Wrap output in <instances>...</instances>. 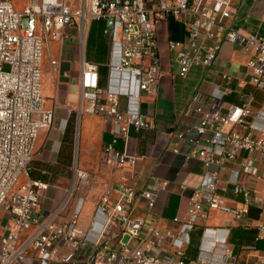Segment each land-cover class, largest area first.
<instances>
[{
  "label": "built area",
  "instance_id": "1",
  "mask_svg": "<svg viewBox=\"0 0 264 264\" xmlns=\"http://www.w3.org/2000/svg\"><path fill=\"white\" fill-rule=\"evenodd\" d=\"M77 4V9L72 10L68 0H28L18 9L13 0H0V211L5 215L0 226V264H53L65 245L71 248L72 255L71 259L62 258L73 261L91 242V233L95 237L92 245L98 247L115 225L123 227L129 243L117 248L104 245L107 264H186L190 232L207 211L231 214L237 222H243L251 206L263 202L250 187L238 183L237 172L236 180L229 183L234 185V195L243 200L240 206H233L227 195L228 185L221 184L220 171L211 170L224 168L246 151L243 171L264 180V123L255 125L249 121L253 95L223 112L221 102L228 89L215 87V104L189 130L194 136L192 143L185 151L174 149L186 159L202 160L205 168L200 186L190 197L181 230L152 229L154 240L143 242V248L131 249L130 243L141 235L145 221L132 216L130 207L137 200L144 201L150 209L155 207L159 194L168 186L158 176L151 177L143 189L119 184L114 202L108 194L103 195L97 208L102 220L93 219L88 231L79 226L81 202L64 224L54 221L71 197L54 214L45 215L40 210V194L48 184L31 177V165L40 133L52 129L57 109V105L50 109L44 106L45 47L52 56V42L61 44L60 58L52 59L54 72L65 61L78 64L80 112L99 116L110 126L111 139L104 152L124 168L138 160L128 149L131 131L155 128L154 117L141 112V98L144 93H158L163 67L159 30L167 26L169 19L184 28L181 41L170 40L166 32L168 50L175 54L181 77L188 76L194 67L211 68L228 42L250 56L247 67L252 84L264 89V36L227 24L233 15V0H77ZM99 20L104 22V34L109 40L105 86L100 85L99 65L87 60L90 27ZM64 43L70 46L66 52ZM222 79L230 83L233 78L222 74ZM255 117L264 121V106ZM121 141L124 144L120 149ZM259 162L263 163L262 169ZM78 172L87 176L89 183V174ZM168 239L174 250L160 251L158 247ZM212 242L221 241L214 237Z\"/></svg>",
  "mask_w": 264,
  "mask_h": 264
},
{
  "label": "crops",
  "instance_id": "2",
  "mask_svg": "<svg viewBox=\"0 0 264 264\" xmlns=\"http://www.w3.org/2000/svg\"><path fill=\"white\" fill-rule=\"evenodd\" d=\"M232 10L233 15L227 22L230 27L264 36V0H233ZM166 32L169 35L168 24L159 30L163 67L158 93H144L141 98V112L154 117L155 128L140 133L131 131L128 149L131 154L138 156L137 163L121 168L109 160L104 147L111 139L110 126L99 116H87L82 143V163L79 165L89 174L90 187L84 189L79 196L72 195L68 204L72 207L71 217L74 206L78 202L82 203L79 226L88 231L93 219L102 220L101 215L97 213L102 196L108 194L112 202L116 201V189L119 184L143 189L153 176L166 180L168 186L159 194L154 208H148L141 200H137L130 207L132 216L145 221L141 235L130 243L131 249L143 248L146 246L143 242L154 240L152 229H172L175 232L181 230L190 197L200 186L205 168L202 160L186 159L183 153L176 154L174 149L181 148L185 151L192 143L191 138L194 136L189 134V130L197 125L203 113L215 104L213 91L217 85L228 89L221 102L223 112L230 105L242 104L252 94L253 115L249 121L255 125L264 123L255 117L264 106V89L256 88L252 84L247 67L250 56L245 54L241 47L224 43L211 68L194 67L188 76L181 77L180 68L174 60L175 54L168 50ZM60 56L61 51L57 57ZM42 69L44 106L50 109L57 105L56 114L62 109L60 124H66V132L71 129L73 138L77 120L72 116L64 118L63 107L66 104L71 106V101L76 100V94L80 91V75L75 71L68 77L66 63H62L57 72L50 66L54 75L53 78L49 75L51 86L47 89L45 77L49 74L48 67L43 64ZM222 74L231 75L232 81L225 82ZM196 94L199 95L197 100L194 99ZM124 102L123 99L122 103ZM56 118L55 115L51 130L41 131L34 150L35 163L32 162L34 166L31 168V177L48 184V188L40 194V210L45 215L54 214L61 209L66 201V191L71 188L69 181L73 178L74 170L61 166V158L58 155L61 143L60 124L56 125ZM123 144L121 141L118 147L121 149ZM247 157L248 152L242 151L235 162L226 164L220 170L216 167L211 170L220 171L221 184L228 185L227 195L233 206H240L243 200L242 196L234 195V185L229 183L230 180H236L237 172L238 183L250 187L255 196L263 202L253 204L243 222H237L231 214L217 210L207 211L190 232L191 240L185 252L186 264H264V232L261 231V225H264V180L243 171L242 164ZM258 166L262 169L263 163L259 162ZM60 216L54 219L58 225L66 222V219ZM175 218L179 221H174ZM214 237L220 238L221 242L213 243ZM89 238V245L73 261L63 260L62 256L72 255L71 248L65 245L61 249V256L57 257L53 264H107L104 245L117 248L121 243H129V237L124 234L121 225L112 227L110 235L98 247L92 245L94 234L91 233ZM158 249L163 252L174 250L169 239Z\"/></svg>",
  "mask_w": 264,
  "mask_h": 264
},
{
  "label": "rangeland",
  "instance_id": "3",
  "mask_svg": "<svg viewBox=\"0 0 264 264\" xmlns=\"http://www.w3.org/2000/svg\"><path fill=\"white\" fill-rule=\"evenodd\" d=\"M27 1L28 0H13L15 7L18 9L19 8L22 9L26 5ZM68 2H69V6L72 8V10L77 9V7H78L77 0H68ZM66 42H68V41L66 40ZM63 46H64L63 52H66L68 50V47H70L68 45V43H64ZM51 47H52V53H53L52 56H51L49 49L47 47H45L44 59H43V63H42V65L44 64L46 67H48L47 72L49 74H46V77H45V84L47 86V89H49L51 86L50 81H49V75L52 76V78L54 75V72H51V70H50V66L52 65V59H55L54 57L59 56L60 51L62 50L61 44L58 42H52ZM96 48H97V42H95V45L89 49V52L91 53L92 51H95ZM57 59H59V58L57 57ZM63 63H66L68 66V70H69L68 71L69 72L68 77H70L71 74L75 71L79 74V67H78L77 63H75V62L69 63L67 61H65ZM76 95H77V98L75 101H71V106L64 105V107H63L64 118H68V117L72 116L73 118H75V120H77L76 124H75V129H74L75 133H74L73 138L71 135V129L66 132V129H67L66 124H65V126H64L63 122L60 124V122H61L60 116L62 114V112H61L62 109L60 108L61 110L58 112V114H56V116H57L56 125L60 124L59 139H60L61 143L58 147V155L61 158V166L65 167V168H70V169L74 168L73 176H72L73 178L71 179V181H69V183L71 184V188L69 191H66V200L69 197H72V195L73 196L75 195V197L79 196L83 192L84 189L90 187L89 183L87 182L88 177L87 176L82 177L81 175H79L78 171H83L80 168L79 164L82 163V143H83V135H84V130H85V118L87 116H96V115L81 114V112H80V101L82 98L81 88H80V91ZM71 126H73V122H71ZM75 162H76V166L74 167ZM33 163H35V161ZM33 163L31 165L32 169L34 166ZM70 184H68V187ZM64 204H65V202H64ZM63 205H62V207H63ZM71 208L72 207L67 206V208H65L63 210V213H61L60 217H64L67 221L70 218ZM4 217H5L4 212L0 211V226L3 223L2 219ZM25 236L26 235L24 234V237Z\"/></svg>",
  "mask_w": 264,
  "mask_h": 264
},
{
  "label": "trees",
  "instance_id": "4",
  "mask_svg": "<svg viewBox=\"0 0 264 264\" xmlns=\"http://www.w3.org/2000/svg\"><path fill=\"white\" fill-rule=\"evenodd\" d=\"M169 38L170 40L181 41L184 39L183 26L175 21L169 19ZM97 42L95 51L89 52V49ZM109 40L104 34V22L102 20L93 21L90 27L89 36L87 40V60L95 62L99 65L100 85L105 86L108 76V68L106 62L108 60ZM33 178V177H32Z\"/></svg>",
  "mask_w": 264,
  "mask_h": 264
}]
</instances>
